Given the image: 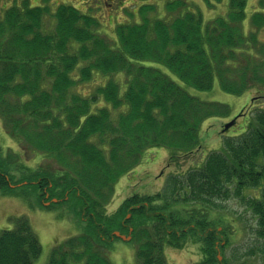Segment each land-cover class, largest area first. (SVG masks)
<instances>
[{
	"label": "trees",
	"instance_id": "obj_1",
	"mask_svg": "<svg viewBox=\"0 0 264 264\" xmlns=\"http://www.w3.org/2000/svg\"><path fill=\"white\" fill-rule=\"evenodd\" d=\"M139 1L138 20L119 24L114 43L100 33L97 18L71 5L53 12L48 1L34 6L23 0L4 11L0 120L11 139L55 164L34 170L17 154L2 158L0 147V194L33 196L42 210L69 209L80 232L56 243L46 264H115L110 254L121 240L116 232L131 238L137 264H169L166 248L189 244L200 247L198 264H260L222 255L230 245L227 228L220 231L224 220L211 213L219 203L241 198L264 246L262 108L247 113L244 132L226 137L222 150L208 154L201 166L108 212L119 180L148 150L166 148L178 164L201 148L207 120L230 114L229 106L203 101L187 88L209 92L218 83L227 94L251 90L264 98V0L249 17L252 0H214L226 12L209 21L186 0L166 2L159 17L150 16L157 8L149 0ZM96 73L105 83L89 96L76 91ZM119 73L124 88L115 80ZM14 223L0 234V264H37L40 239L26 217Z\"/></svg>",
	"mask_w": 264,
	"mask_h": 264
},
{
	"label": "rangeland",
	"instance_id": "obj_2",
	"mask_svg": "<svg viewBox=\"0 0 264 264\" xmlns=\"http://www.w3.org/2000/svg\"><path fill=\"white\" fill-rule=\"evenodd\" d=\"M170 0H149V3L157 8V11L150 14L151 17H159L165 15L163 6ZM191 10L200 12L205 21L213 20L218 16H222L226 12L225 5H215L214 0L212 7L207 5L204 0H186ZM23 0H0V19L3 17L4 11L14 5H20ZM258 0H252L248 6V17L252 11L257 9ZM43 3L40 1L38 5ZM65 3L72 5L83 13L94 16L100 21V33L105 36L109 42H115V28L119 24L131 23L138 20V10L144 4L139 0H123L122 4L110 10L101 0H58L57 5ZM226 1H224V4ZM55 4V3H54ZM53 4V5H54ZM55 4V5H56ZM44 5V3L42 4ZM52 11L56 6H52ZM134 14V17H131ZM50 23L51 20L48 18ZM246 31L252 29L247 25ZM111 44V43H110ZM106 77L101 74H95L93 80L87 84H79L75 89L85 96L91 95L95 88L105 83ZM115 80L118 81L122 88L126 85V78L123 73L116 74ZM189 93L197 96L203 101L219 102L231 108L228 116L214 117L207 120L201 132L202 144L201 148L189 158L179 159L178 164L169 160V150L166 148H156L148 150L140 163V165L129 175L122 177L117 186L115 196L108 206V212L115 211L121 203L133 194L154 195L166 187L168 180L174 175H185L192 168L202 165V161L208 154L213 151H221L223 141L226 137L240 135L245 130L248 118L245 116L251 112L264 109V98L260 97L256 91H248L241 96L231 95L221 91L218 83L209 92L197 91L193 88H187ZM75 91V90H74ZM259 98V99H258ZM254 99V100H253ZM256 99V100H255ZM258 99V100H257ZM254 101V108L251 107ZM248 108L243 117H240L236 124L230 128L225 134L222 133L223 126L241 114V111ZM236 137V136H235ZM0 147L1 156L11 157L9 154H17L21 157L24 165L38 170L41 166L51 165L54 167L53 160L45 159L44 156L34 153L24 146L18 144L11 139L5 132L2 121L0 120ZM5 155V156H4ZM15 160V164L20 163ZM14 164V166H15ZM21 165V164H20ZM17 168V167H14ZM49 168V167H47ZM24 190L19 188L16 191ZM15 194H0V234L3 230H12L14 221L18 217H26L34 232L37 234L42 245V255L37 264H46L52 248L56 243L63 242L71 236H75L80 232V228L74 223L73 217L68 210H42L37 204V200L31 196L28 199L20 196L19 192ZM248 194H253L252 191ZM45 204L47 202H44ZM42 203V205L44 204ZM220 209L211 213V218L217 221V217L222 216L223 222L220 231L224 227L227 228V237L229 246L222 252V255L229 261L235 258L251 263L257 261L262 263L264 260V246L257 239L255 230L257 221L245 206V202L239 197H231L229 200L219 203ZM50 205L45 207L50 208ZM52 209V208H50ZM129 241H116L114 250L110 254V259L115 264H137L136 248ZM261 250V251H260ZM220 255V254H219ZM166 257L169 264H198L203 257L199 245L189 244L182 249L172 247L166 248ZM219 258L223 257L220 255ZM221 259V260H222ZM234 262V261H233ZM239 262V261H238Z\"/></svg>",
	"mask_w": 264,
	"mask_h": 264
},
{
	"label": "flooded vegetation",
	"instance_id": "obj_3",
	"mask_svg": "<svg viewBox=\"0 0 264 264\" xmlns=\"http://www.w3.org/2000/svg\"><path fill=\"white\" fill-rule=\"evenodd\" d=\"M32 5H35V6H39L38 3L40 1H48L46 3H49L51 6H55V4L58 2V0H30ZM69 1V0H67ZM99 0H97L98 2ZM103 3H105V6L107 8H109L110 10H113L115 7H118L119 5L122 4L123 0H101ZM55 3V4H54ZM54 4V5H53ZM61 4H65V3H61ZM42 5V3L40 4ZM57 5V4H56ZM68 5V4H66ZM72 6V5H71ZM12 7V6H11ZM119 8V7H118Z\"/></svg>",
	"mask_w": 264,
	"mask_h": 264
},
{
	"label": "water",
	"instance_id": "obj_4",
	"mask_svg": "<svg viewBox=\"0 0 264 264\" xmlns=\"http://www.w3.org/2000/svg\"><path fill=\"white\" fill-rule=\"evenodd\" d=\"M236 120H237V118H234L231 122L225 124L222 132H226L231 127H233L235 125V123H236ZM115 235L117 237H119L120 239H122L123 241H129L131 239L130 237H126L124 235H121L119 232H116ZM219 259L221 260V258H219Z\"/></svg>",
	"mask_w": 264,
	"mask_h": 264
}]
</instances>
